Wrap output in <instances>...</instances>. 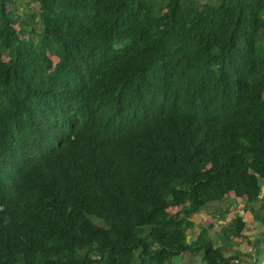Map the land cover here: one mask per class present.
<instances>
[{"label":"trees","instance_id":"obj_1","mask_svg":"<svg viewBox=\"0 0 264 264\" xmlns=\"http://www.w3.org/2000/svg\"><path fill=\"white\" fill-rule=\"evenodd\" d=\"M33 1L0 0V264L238 260V215L188 238L261 194L264 0Z\"/></svg>","mask_w":264,"mask_h":264},{"label":"rangeland","instance_id":"obj_2","mask_svg":"<svg viewBox=\"0 0 264 264\" xmlns=\"http://www.w3.org/2000/svg\"><path fill=\"white\" fill-rule=\"evenodd\" d=\"M13 1L15 2V6L14 8H10V9L14 12L15 16L19 19V22L23 21L25 24H27L26 30L30 32L32 30L31 26L33 23L34 25H38L37 20L35 21L33 20L35 18L34 16L36 17L38 16L36 3L33 0H13ZM198 1L202 5L203 4L215 5L219 2V0H198ZM50 8L55 9L53 4L50 5ZM32 12L34 13V16L32 17V19H29L27 15H29V13H32ZM15 28H18V26H16ZM2 60L6 61L8 59L4 56ZM53 60H54V64H56L58 61L57 59H54V58ZM258 200H261V204H264V198L261 199V197H259ZM224 208H226L225 205L223 206V209ZM217 209L218 207L216 205H212L206 208V210L204 208L198 214V216L190 218V220L195 225L193 229L189 232V236H190L189 243L192 241V236L194 235L193 233L194 231L200 232L202 228H209L210 238H212L216 246H219V243L217 242V239H216L217 234L221 231L223 227H227L230 224L232 225V220L236 217L235 214H237L236 212L238 211V208L237 206L234 207V209L233 207H231V211H230L231 214L227 215V218L225 219V221H222V222L219 220L218 215L215 214ZM184 210H185L184 206L180 205L177 208H172L170 213L175 219H180L183 217ZM244 221L247 223L246 227H248V224H252V217L249 215H246V217H244ZM262 227L260 226V229H258V231L255 234L257 235V234L262 233L263 238H264V229H262ZM256 235H253L252 238H254V236ZM246 238H249V237H246ZM224 253H226V251H223V255ZM263 255H264V252H263ZM174 261H175V264H203L201 261L200 254H194L192 252H187L181 255L180 257L176 258Z\"/></svg>","mask_w":264,"mask_h":264},{"label":"crops","instance_id":"obj_3","mask_svg":"<svg viewBox=\"0 0 264 264\" xmlns=\"http://www.w3.org/2000/svg\"><path fill=\"white\" fill-rule=\"evenodd\" d=\"M261 187H262V193L260 194V197L262 199V197L264 196V183H262ZM232 203H233V205H232ZM250 204H254V206L253 205L247 206L243 199H238V198L235 199V197H230L228 200L224 201L221 205L217 206V204H210L206 208H208L212 205H216L218 207V209L215 212V214L218 215V218L221 222L225 221V219L227 217L225 219L220 218V216L218 214L219 208H221L223 211L228 210L229 211L228 215H230L231 214V212H230L231 207H233V209H234V207L237 206L238 211L236 212L237 214H235V215H238V216L241 215L240 217H242L243 219H244V217H246V215L251 216L252 217V224H248V227H245V231L243 232L242 238H236L233 240L234 244H233L232 249L224 250V251H226V253H224V255H225V257H229V256H232L233 254L239 253L240 254L239 259L242 260L241 264H264V255H263L264 238H263V234L262 233L257 234V235L255 234L258 231V229H260V226L261 227L263 226L262 229H264V224L261 222V216H259V217L253 216V214L251 212V208L258 210L256 214H259L262 216H264V210L263 211L260 210V208L262 206L261 200L255 201L254 203H250ZM224 205L226 208L223 209ZM187 208H188V206H187ZM206 208H205V210H206ZM232 222H233V220H232ZM246 226H247V224H246ZM227 227L232 228V225L230 224ZM193 233H194V235L192 236V241L196 239V236L198 235L199 232L194 231ZM253 235H256V236H254V238H252ZM246 237H249V238H246ZM216 239L218 242V234H217ZM189 241H190V236L188 238V242ZM215 246H216V244H215ZM218 247H222L220 243H219Z\"/></svg>","mask_w":264,"mask_h":264},{"label":"clouds","instance_id":"obj_4","mask_svg":"<svg viewBox=\"0 0 264 264\" xmlns=\"http://www.w3.org/2000/svg\"><path fill=\"white\" fill-rule=\"evenodd\" d=\"M261 193H262V190H261ZM260 197V196H259ZM259 197H258V199H259ZM262 198H264V196L262 197ZM172 209V208H171ZM171 209L169 210V212L171 211ZM187 209V208H186ZM238 261H239V264H241L242 263V260L241 259H238ZM234 263V262H233ZM233 263H231V264H233Z\"/></svg>","mask_w":264,"mask_h":264},{"label":"built area","instance_id":"obj_5","mask_svg":"<svg viewBox=\"0 0 264 264\" xmlns=\"http://www.w3.org/2000/svg\"><path fill=\"white\" fill-rule=\"evenodd\" d=\"M233 264H239V261L238 260H235Z\"/></svg>","mask_w":264,"mask_h":264}]
</instances>
